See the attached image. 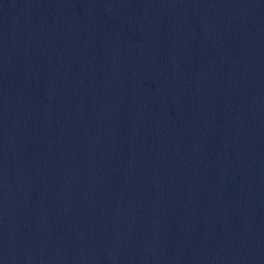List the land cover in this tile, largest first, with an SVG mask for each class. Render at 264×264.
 I'll return each instance as SVG.
<instances>
[{
	"label": "water",
	"instance_id": "1",
	"mask_svg": "<svg viewBox=\"0 0 264 264\" xmlns=\"http://www.w3.org/2000/svg\"><path fill=\"white\" fill-rule=\"evenodd\" d=\"M0 264H264V0H0Z\"/></svg>",
	"mask_w": 264,
	"mask_h": 264
}]
</instances>
